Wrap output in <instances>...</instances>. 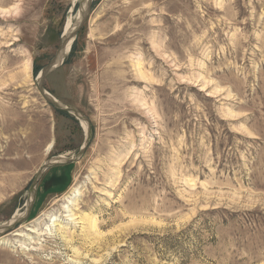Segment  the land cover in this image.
I'll use <instances>...</instances> for the list:
<instances>
[{
  "label": "rangeland",
  "instance_id": "obj_1",
  "mask_svg": "<svg viewBox=\"0 0 264 264\" xmlns=\"http://www.w3.org/2000/svg\"><path fill=\"white\" fill-rule=\"evenodd\" d=\"M78 3L0 0V225L84 142L36 81ZM44 80L91 140L42 174L0 264H264V0H93Z\"/></svg>",
  "mask_w": 264,
  "mask_h": 264
},
{
  "label": "water",
  "instance_id": "obj_2",
  "mask_svg": "<svg viewBox=\"0 0 264 264\" xmlns=\"http://www.w3.org/2000/svg\"><path fill=\"white\" fill-rule=\"evenodd\" d=\"M78 14L75 19L76 23L74 25V29L70 31L69 33L62 34L60 42L58 44V47L55 50V53L53 54L52 58L48 61L47 64L44 65L36 75V81H37V88L40 94L43 96L45 101L53 108L59 111H62L66 114H70L74 118H76L79 122L85 123V129H84V142L79 148V150L76 152V154L67 157H61L55 156L51 159H48L45 161L40 167L37 173L35 174L34 178L30 182V186L28 187V195H27V201L24 205V210L21 212L18 216L11 217L12 222L11 224L5 223L0 225V236L6 235L14 229H16L20 224L25 223L30 215L31 207L34 203V195L37 190L38 182L41 179L42 174L52 168L56 167L58 165H68L70 163L75 162L80 157L84 155V150L89 144L91 140L92 135V127L91 123L89 122L88 118L82 114L78 109L71 105H65L61 103L55 96L49 94L45 87L44 82L45 78L51 74L56 68L61 66V64L64 62V59L67 57V55L71 52V47L74 41L77 38V33L81 30L83 24L86 22L88 16L90 15L91 9H92V2L93 0H78ZM71 41V44L69 45V48L66 51L68 42Z\"/></svg>",
  "mask_w": 264,
  "mask_h": 264
},
{
  "label": "bare ground",
  "instance_id": "obj_3",
  "mask_svg": "<svg viewBox=\"0 0 264 264\" xmlns=\"http://www.w3.org/2000/svg\"><path fill=\"white\" fill-rule=\"evenodd\" d=\"M72 19H68L67 20V23H66V26H65V29H64V31H63V33L62 34H66V33H69L70 31H72L73 29H74V25H75V23L76 22H73V21H71ZM71 44V41H69L68 42V44H67V48H66V51H67V49L69 48V45ZM82 123V125L84 126V129H85V123H83V122H81ZM61 157H64L63 155H60ZM75 183V182H74ZM79 187H77L75 184L74 185H72L71 187H70V190H69V193H67V194H65V195H63L62 197H63V199H62V203H61V205H60V209H61V211L62 212H66V210L68 209V206L70 205V200H71V198L73 197V198H75V196H78V194L80 193V190L78 189ZM72 196V197H71ZM18 215H20L19 214V212L17 213H15L14 214V216H18ZM72 215H74V213H72ZM71 215V216H72ZM13 216V217H14ZM34 220H36V218L34 219ZM46 220L48 221V222H55L56 221V219L54 218V216L53 215H48V218L46 217ZM11 222H12V219H10L7 223L8 224H11ZM95 225V223H94V221L93 220H89V227H92V228H94V227H96V226H94ZM24 225H20L15 231H14V233H10L9 235H11V237L12 236H18V237H23L24 236V233H22V229H24ZM29 227V226H28ZM28 227H26V228H28ZM28 230L29 231H31V232H34V230L33 229H29L28 228ZM27 230V231H28ZM0 239H3V240H5L4 239V237H0ZM87 256V255H86Z\"/></svg>",
  "mask_w": 264,
  "mask_h": 264
},
{
  "label": "trees",
  "instance_id": "obj_4",
  "mask_svg": "<svg viewBox=\"0 0 264 264\" xmlns=\"http://www.w3.org/2000/svg\"><path fill=\"white\" fill-rule=\"evenodd\" d=\"M75 43H76V40H75L74 43L72 44L71 50H73V48L75 47ZM38 70H40V68H39ZM67 115H68V114H67ZM68 165H70V164H68ZM63 166H67V165H58V166H56V167H63ZM56 167H52V168H56ZM52 168H50V169H52Z\"/></svg>",
  "mask_w": 264,
  "mask_h": 264
}]
</instances>
